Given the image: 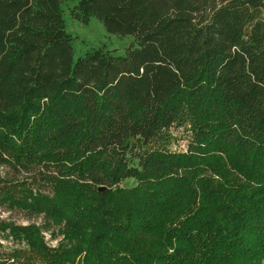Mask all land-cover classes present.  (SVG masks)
I'll use <instances>...</instances> for the list:
<instances>
[{"label": "trees", "instance_id": "1", "mask_svg": "<svg viewBox=\"0 0 264 264\" xmlns=\"http://www.w3.org/2000/svg\"><path fill=\"white\" fill-rule=\"evenodd\" d=\"M68 1L124 53L73 59ZM2 240L0 264H264V0H0Z\"/></svg>", "mask_w": 264, "mask_h": 264}, {"label": "rangeland", "instance_id": "2", "mask_svg": "<svg viewBox=\"0 0 264 264\" xmlns=\"http://www.w3.org/2000/svg\"><path fill=\"white\" fill-rule=\"evenodd\" d=\"M71 5V2H66L64 5V20L66 24V30L73 36L72 40V50L73 59L82 55L89 47L105 45L108 49L113 50L116 54H123L125 47L129 44L131 37L124 36L119 37L115 34L109 33L104 28L103 24L96 18L90 17L87 23H81L76 19L70 17L67 7ZM180 147L183 146V141L178 140ZM2 217L6 216V213L1 214ZM11 219H16L21 221L20 218L12 215ZM49 236L46 235V238ZM50 238V237H49ZM57 238H52L50 245H55ZM4 246H0V251L8 252L6 247L13 244L11 241L2 240ZM14 245V244H13ZM22 244H15V246H20Z\"/></svg>", "mask_w": 264, "mask_h": 264}]
</instances>
